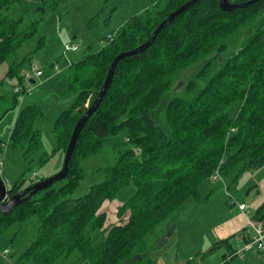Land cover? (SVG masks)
<instances>
[{"label":"trees","instance_id":"1","mask_svg":"<svg viewBox=\"0 0 264 264\" xmlns=\"http://www.w3.org/2000/svg\"><path fill=\"white\" fill-rule=\"evenodd\" d=\"M15 1L19 0H0V63L34 34L39 21L19 29L20 19L2 12ZM187 1L164 0L156 10L132 15L107 44L68 65L72 103L52 125L63 155L77 119L96 97L113 58L144 43L170 12ZM245 25H251L250 34L237 48L228 49L230 37ZM38 42L41 45L42 40ZM211 55L219 67H214ZM197 62L201 67L186 81L182 93L172 95L163 105L157 120L153 113L163 96ZM29 64L30 57L14 59L7 74L19 75L21 82V71ZM236 101L240 107L230 116L227 109ZM36 113L33 106L21 109L10 141L40 147L38 130L31 128ZM121 130L126 131L129 147L96 169L103 173L102 181L73 197L85 173L80 161L102 151L105 138ZM262 165L264 0L230 11L222 10L219 0H196L166 22L146 49L117 63L103 99L79 133L67 176L8 213L0 211V232L11 223L38 218L36 239L18 257L21 262L53 264L78 250L77 259L88 264H155L149 254L152 229L187 199L203 200L198 187L216 168L233 185L246 170ZM127 184L134 186V193L117 207V213L125 212L127 219L107 225L101 206ZM19 190L14 182L9 193ZM253 218L264 222V199ZM89 224L99 231L97 243L84 233Z\"/></svg>","mask_w":264,"mask_h":264},{"label":"rangeland","instance_id":"2","mask_svg":"<svg viewBox=\"0 0 264 264\" xmlns=\"http://www.w3.org/2000/svg\"><path fill=\"white\" fill-rule=\"evenodd\" d=\"M163 4L164 0H19L2 9L5 15L20 19L19 29L28 28L32 21L39 19L34 34L23 42L14 55L0 63V142L3 144L1 152L3 167L0 177L6 186L18 182L20 189H23L31 182L49 177L61 168L64 155L57 148V138L52 125L61 111L72 103L73 94L69 88L66 67L107 44L109 41L105 39L106 34L119 28L132 15L141 13L145 9L156 10ZM262 15H259L255 21L260 20ZM250 30L251 25L238 29L230 37L228 49L237 48L250 34ZM39 38L42 40L41 45L38 42ZM71 43L77 44L79 49L66 50V45ZM229 53L228 51L227 54ZM23 57H30V64L21 71L22 77L19 82V75H8L7 72L14 59ZM209 58L214 60V67L220 66V63L214 59V55ZM200 67L201 63L197 62L181 73L179 80L163 96L159 107L153 113L157 120L160 119L163 105L172 95L182 93L186 81ZM35 70H41L43 75L35 76ZM25 72L35 78V83L26 81ZM16 84L21 88L31 87V92L19 93L15 97L13 87ZM67 99L71 100L67 102ZM87 103L86 101L85 106ZM240 104L239 101L234 102L228 107L227 113L230 116L236 115ZM27 106H33L37 110L31 128L38 130L39 148H29L26 143L21 144L22 141L15 144L9 140L19 112ZM125 147H129L126 143V131L121 130L105 138L102 151L82 159L80 166L85 173L72 196L83 195L90 185L102 181L103 173L96 169L106 165L117 151ZM32 172H36L37 175L33 180L30 179ZM260 179H264V165L246 170L233 185L223 178L205 180L204 183L218 182L224 185L222 194L213 197L210 201L208 210L211 216L207 219V212L205 211L206 216L201 213L204 224H197V221L194 225L198 231H194L191 226L193 230L190 227L181 230V235H187L185 237L182 235L176 244L175 248L179 252L178 259L174 254L169 255L171 238L164 242L162 247H153L155 240L150 238L153 243L149 254L155 264H212L213 262L207 258H210L215 250L208 251L204 248L198 250L200 242L209 237L210 223L229 217L232 208L236 211L235 206L238 203L232 205L235 197L237 202L245 201L244 203L248 206V203L254 199L256 190L260 189L256 186ZM59 184V181L55 183V185ZM227 186H229L228 192L225 190ZM230 191H234L235 194L229 196ZM133 193L134 186L127 184L113 199L103 202L101 210L106 214L108 225L126 221L127 214L125 212L118 214L117 207L128 200ZM195 202H197L195 199L188 200L178 211L182 221L196 212ZM174 219H176L174 213L169 214L152 229L151 236L160 237ZM38 225V218L33 216L11 223L0 232V251L8 249L6 258L0 254V264H33L30 260L18 261V257L36 239ZM84 233L88 237L95 238V243L101 239L96 236L99 231L93 229L91 224L85 228ZM190 233L193 234L190 235ZM195 248L198 251L195 252ZM182 251L190 253L193 260H180L179 254ZM78 256V250H73L68 256L59 257L53 264H88L84 259H77Z\"/></svg>","mask_w":264,"mask_h":264},{"label":"crops","instance_id":"3","mask_svg":"<svg viewBox=\"0 0 264 264\" xmlns=\"http://www.w3.org/2000/svg\"><path fill=\"white\" fill-rule=\"evenodd\" d=\"M115 30H113V32ZM31 79H33V82L31 83H35L36 81L35 78L33 77ZM29 83H30V80H29ZM71 99H67V102H69ZM262 185L264 186V179H260L259 182L256 184V186H259L260 189L256 190V195L254 199L251 200L248 203V206L246 205L244 209H241L239 205L237 204V206H235L237 207L235 209L236 211H234V208H232L231 210L232 213L229 217L225 219H221L220 221L214 222L212 224L210 223V228H209L210 232H208L209 237L207 240L203 239L202 242H200V245L198 246V250L199 248H204V249H207L208 251H211L209 249L214 245V248L212 250H215V252L211 255L210 258H207L209 259L210 262H213L212 264H264V254L263 253L259 251H255V250H244L243 249L244 244L249 237V233L252 231L251 222L255 221V219L253 218V214L256 208L261 204V202L264 199V187H262ZM223 188H224L223 183H218V182L204 183L202 182L198 187V192H199L201 199L203 200H200V201L196 200L197 201L195 202L196 212H194L193 215L192 214L189 215V218L187 220L182 221V219H180L178 216L179 215L178 211L182 209V207L184 206L183 205L184 203H186L188 200H191L192 198L187 199L185 202H183L175 211H173L176 219L172 220L173 222L169 224V227L166 229V231H164L160 235V237L155 238L154 236H151V239H153V241L155 240L152 246L162 247L163 246L162 244L171 238L172 244L170 245V248H169V255L174 254L178 259L177 253L179 252L177 251V248H175L177 247L176 244L177 242L180 241L182 235L183 237L187 235V234L181 235V230L186 229V228L188 229L191 226L194 229V231H198L194 228V225L196 224L197 221H198L197 224H200V225L204 224V222L201 219V213L206 216L205 214V211H206L207 219L208 217L211 216L210 211L208 210L209 209L208 207L211 203L210 201L213 197H216L222 194ZM228 188H229L228 186L225 188L226 192L229 191ZM234 194L235 192L232 191L231 193H229V196L231 195L233 196ZM226 196L228 195L226 194ZM236 199H237L236 197L233 198L232 205H234L235 203L245 202V201L237 202ZM191 227L190 229H192ZM191 234L193 233H190V235ZM193 239H197V237ZM216 244L217 246H215ZM192 245H193V242H192ZM198 250H196V248L194 249L195 252ZM179 255L181 257L180 260L182 261L193 260V256L190 255V253H185L184 251H182L180 252ZM182 256H185V258L183 257L185 260H183ZM178 263H180L179 260H178Z\"/></svg>","mask_w":264,"mask_h":264},{"label":"water","instance_id":"4","mask_svg":"<svg viewBox=\"0 0 264 264\" xmlns=\"http://www.w3.org/2000/svg\"><path fill=\"white\" fill-rule=\"evenodd\" d=\"M195 1L196 0H189L185 2L184 4H182L181 6H179L174 11L170 12L166 16V18L158 24V26L152 32L151 36L144 43L140 44L139 46H137L136 48L132 50L121 52L113 58V60L111 61L109 65L104 82L100 90L98 91L96 97L94 98L90 106H88L87 110L77 119L74 125V128L69 138L68 145L66 147V150L63 156L62 166L57 172H55L49 177L40 179L34 182L32 185H28L25 188L17 191L16 193L12 194L10 198L6 201H2V199H3L5 192L9 191L10 185L6 186L2 178L0 177V211H2L4 214L8 213L9 211H11L12 208L19 205L23 200L30 198L37 191L53 184L54 182L64 179L67 176L68 171H69V161L74 151L75 144L78 139L79 133L81 129L83 128L84 124L86 123V121L88 120V118L97 109L101 100L103 99L110 85V82L113 77L117 63L125 56L137 54V53L142 52L144 49H146L149 45L152 44L157 33L163 28L166 22H171L179 13L187 9ZM254 1L255 0H248L245 2H241V3H233V2H230L229 0H219V6L224 11H230L235 8L248 5ZM30 82H33V79H30Z\"/></svg>","mask_w":264,"mask_h":264},{"label":"built area","instance_id":"5","mask_svg":"<svg viewBox=\"0 0 264 264\" xmlns=\"http://www.w3.org/2000/svg\"><path fill=\"white\" fill-rule=\"evenodd\" d=\"M115 31L106 34L105 39L110 41L114 38L115 36ZM66 50H70V51H75L78 49V45L71 43V44H67L66 45ZM34 69V68H32ZM35 76H40L42 74L41 70H35L34 72ZM24 76L26 77V81L29 82V80L33 77H30V75L25 72ZM13 91L14 92H18V93H30L31 92V87H24V89L22 90L19 86H15L13 87ZM3 145V144H2ZM2 167H3V161L1 158V152H0V175L2 174ZM36 172H32L30 179L33 180L36 177ZM217 178H221L220 173L218 168H216L210 175H209V179L215 180ZM10 198V193L8 191L5 192L2 201H6ZM239 207L241 209H244L246 207L245 203H238ZM251 227H252V231L249 233V237L246 240L243 249L244 250H255V251H259L261 253L264 254V222L262 220H255L253 222H251ZM8 253V249H4L2 251H0V254L5 257L6 254ZM6 258V257H5Z\"/></svg>","mask_w":264,"mask_h":264},{"label":"bare ground","instance_id":"6","mask_svg":"<svg viewBox=\"0 0 264 264\" xmlns=\"http://www.w3.org/2000/svg\"><path fill=\"white\" fill-rule=\"evenodd\" d=\"M42 75V74H41ZM9 192V191H8ZM11 196V195H10Z\"/></svg>","mask_w":264,"mask_h":264}]
</instances>
